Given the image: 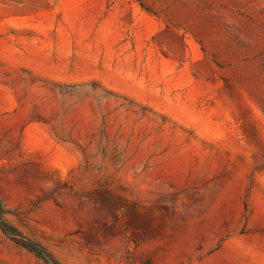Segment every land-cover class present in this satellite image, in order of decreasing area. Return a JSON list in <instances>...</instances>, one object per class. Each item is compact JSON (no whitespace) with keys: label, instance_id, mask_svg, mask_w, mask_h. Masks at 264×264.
Instances as JSON below:
<instances>
[{"label":"rangeland","instance_id":"374dc122","mask_svg":"<svg viewBox=\"0 0 264 264\" xmlns=\"http://www.w3.org/2000/svg\"><path fill=\"white\" fill-rule=\"evenodd\" d=\"M0 199L60 264L264 259V0H0Z\"/></svg>","mask_w":264,"mask_h":264},{"label":"trees","instance_id":"16d2710c","mask_svg":"<svg viewBox=\"0 0 264 264\" xmlns=\"http://www.w3.org/2000/svg\"><path fill=\"white\" fill-rule=\"evenodd\" d=\"M4 213L5 209L0 199V230L4 235L10 238L15 244L32 253L45 264H60L42 245L26 238L15 227L8 224L3 218Z\"/></svg>","mask_w":264,"mask_h":264},{"label":"bare ground","instance_id":"6f19581e","mask_svg":"<svg viewBox=\"0 0 264 264\" xmlns=\"http://www.w3.org/2000/svg\"><path fill=\"white\" fill-rule=\"evenodd\" d=\"M225 253L242 264H264L261 252L244 236H237L227 240Z\"/></svg>","mask_w":264,"mask_h":264}]
</instances>
